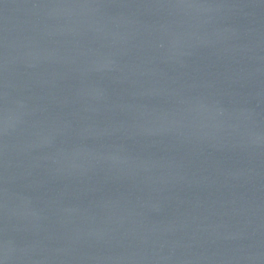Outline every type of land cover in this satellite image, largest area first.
Listing matches in <instances>:
<instances>
[{
	"label": "water",
	"instance_id": "obj_1",
	"mask_svg": "<svg viewBox=\"0 0 264 264\" xmlns=\"http://www.w3.org/2000/svg\"><path fill=\"white\" fill-rule=\"evenodd\" d=\"M0 264H264V0H0Z\"/></svg>",
	"mask_w": 264,
	"mask_h": 264
}]
</instances>
